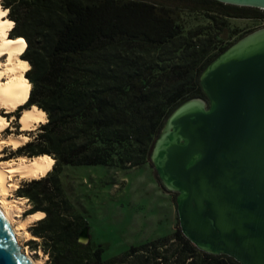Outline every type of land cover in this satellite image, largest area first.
Wrapping results in <instances>:
<instances>
[{
	"label": "trees",
	"instance_id": "1",
	"mask_svg": "<svg viewBox=\"0 0 264 264\" xmlns=\"http://www.w3.org/2000/svg\"><path fill=\"white\" fill-rule=\"evenodd\" d=\"M2 9L13 24L7 38L25 42L21 59L30 64L31 85L25 104L6 117L19 119L34 106L47 116L5 159L53 160L44 177L25 180L16 191L31 206L27 215L43 214L30 231L46 264H222L185 238L179 222L173 235L105 259L89 232L80 241L90 225L61 174L69 166L150 163L170 114L187 100L206 98L199 76L233 44H223L229 20L264 19L261 10L215 0H2ZM182 12L201 13L208 24L185 33Z\"/></svg>",
	"mask_w": 264,
	"mask_h": 264
},
{
	"label": "water",
	"instance_id": "2",
	"mask_svg": "<svg viewBox=\"0 0 264 264\" xmlns=\"http://www.w3.org/2000/svg\"><path fill=\"white\" fill-rule=\"evenodd\" d=\"M215 1L264 11V0ZM199 83L206 98L170 114L150 164L175 195L180 230L198 250L264 264V27L218 55ZM0 264H31L1 210Z\"/></svg>",
	"mask_w": 264,
	"mask_h": 264
},
{
	"label": "rangeland",
	"instance_id": "3",
	"mask_svg": "<svg viewBox=\"0 0 264 264\" xmlns=\"http://www.w3.org/2000/svg\"><path fill=\"white\" fill-rule=\"evenodd\" d=\"M0 9H2V0ZM260 12L264 15V11ZM178 23L187 33L197 26H206L208 19L201 13L182 12L178 17ZM229 26V31L223 35V44H234L241 36L263 28L264 19H230ZM16 114L7 118L8 114L5 110H0V115L9 122L15 118L14 125L11 124L7 129L10 134L25 135L30 138L27 132L17 127ZM7 136V132L4 131L0 138ZM15 152L16 150L6 146L0 156V162L13 161L16 158L5 159L10 158V154ZM24 181L25 179H18L19 186ZM61 181L75 208L88 220L89 235L93 242L104 248L105 259L118 256L131 246H139L171 236L178 227L174 194L168 193L161 187L150 163L132 169L69 166L63 170ZM16 191L9 194V197L22 200L19 202V205H22L21 209L17 210L16 215L17 220L22 221L29 216L27 211L31 206L28 205L27 200L18 197ZM35 222L27 226L30 234ZM18 239V245L23 253L29 252L34 259L43 261V264L47 263L48 256L41 249L35 250L34 245L31 244L32 240L39 241L38 238L29 239L25 237L24 231H20Z\"/></svg>",
	"mask_w": 264,
	"mask_h": 264
},
{
	"label": "bare ground",
	"instance_id": "4",
	"mask_svg": "<svg viewBox=\"0 0 264 264\" xmlns=\"http://www.w3.org/2000/svg\"><path fill=\"white\" fill-rule=\"evenodd\" d=\"M0 12L4 13L0 16V110L12 114L25 104L27 95L31 90V85L25 79L26 72L30 70V64L21 59L25 49L24 40L22 38L9 40L7 38V32L13 24L4 18L6 11L0 9ZM12 120L14 121L15 118ZM17 121L21 131L31 132L35 131L40 124L46 123L47 116L45 112L34 106L24 110ZM10 126V122L0 115V135ZM29 140L30 138L25 135L14 134L0 138V156L6 146L17 150ZM52 165L53 160L46 155L31 159L20 156L13 161L0 162V210L11 224L17 240H19L20 231H24L25 237L29 239H37L28 232L27 226L42 219L43 214L38 212L18 221L16 215L18 214L17 210L21 209L22 205H19V202L22 200L10 199L9 194L20 187L18 179H40L51 170ZM24 255L31 264H43V261L34 259L29 252L24 253Z\"/></svg>",
	"mask_w": 264,
	"mask_h": 264
},
{
	"label": "flooded vegetation",
	"instance_id": "5",
	"mask_svg": "<svg viewBox=\"0 0 264 264\" xmlns=\"http://www.w3.org/2000/svg\"><path fill=\"white\" fill-rule=\"evenodd\" d=\"M219 260L222 262V264H238L235 260L228 256H219Z\"/></svg>",
	"mask_w": 264,
	"mask_h": 264
},
{
	"label": "crops",
	"instance_id": "6",
	"mask_svg": "<svg viewBox=\"0 0 264 264\" xmlns=\"http://www.w3.org/2000/svg\"><path fill=\"white\" fill-rule=\"evenodd\" d=\"M11 120V119H10ZM10 124H13L14 125V122H13V120L12 121H10ZM18 126V128H20V126H19V124H17ZM161 194H162V192H160Z\"/></svg>",
	"mask_w": 264,
	"mask_h": 264
},
{
	"label": "snow or ice",
	"instance_id": "7",
	"mask_svg": "<svg viewBox=\"0 0 264 264\" xmlns=\"http://www.w3.org/2000/svg\"><path fill=\"white\" fill-rule=\"evenodd\" d=\"M4 15V13L0 12V16Z\"/></svg>",
	"mask_w": 264,
	"mask_h": 264
}]
</instances>
